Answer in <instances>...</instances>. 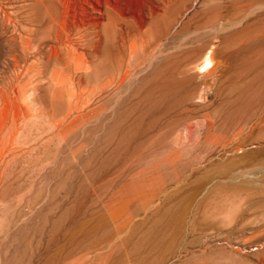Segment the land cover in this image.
I'll use <instances>...</instances> for the list:
<instances>
[{"label":"rangeland","instance_id":"rangeland-1","mask_svg":"<svg viewBox=\"0 0 264 264\" xmlns=\"http://www.w3.org/2000/svg\"><path fill=\"white\" fill-rule=\"evenodd\" d=\"M112 1L136 15L128 26L140 43L158 0ZM85 2L65 0L64 28L85 18ZM44 13L35 0H0V264H264V0L160 9L153 30L166 48L175 33L186 55L158 85L142 81L153 75L144 65L120 85L94 78L128 55L112 27L81 45L76 69L50 56L55 32L33 33ZM247 24L262 40L241 78L214 32ZM58 67L68 78L57 85ZM16 106L30 109V132L23 116L12 126Z\"/></svg>","mask_w":264,"mask_h":264},{"label":"bare ground","instance_id":"bare-ground-1","mask_svg":"<svg viewBox=\"0 0 264 264\" xmlns=\"http://www.w3.org/2000/svg\"><path fill=\"white\" fill-rule=\"evenodd\" d=\"M35 1L39 5L42 6V8L45 10V13H44V15L40 16V17H42V19H40L37 22V24L39 26H38L37 29H34L33 33L34 34H41L44 37L45 33L49 34L51 32L52 34L51 33L50 34L53 35V31H54L55 34H56L55 37H56L58 42H56L57 45L52 44L50 46L51 47L49 49V52H51L50 56H52V54H55L54 56L57 55L56 57L59 58V60H63L64 55H68V58L71 61V63L68 66H70L71 68H75L76 69V67H75V58L77 56H79V54L81 55L83 53L82 50L80 49L81 45H83L85 42H90L91 43L95 39H98V41H101V37H103L102 35L106 34V32L108 31L109 27L110 28L112 27L113 30H115V31H117V29H118V36L120 37V39L123 41L124 44H126V43L128 44V55L127 56L126 55L123 56L121 54H117V58H118L117 63H115L114 65L104 66L103 68L101 67L102 68L101 69V74L103 75L102 77L100 76L99 72H95V74L93 76L97 80H98V78L99 79L101 78L100 82H101L102 86H108V85H112V84H119L120 85V84L124 83L125 81L128 80L130 72H132L131 70H134V71L137 70L138 71V70H140L142 65L146 66L147 68H151L152 71H153V75L152 76L149 75L150 77H144L142 79V81L144 83H146V84H157V83H160L161 80H162L161 78H162L163 75L170 74V76H174L176 73H180L181 72V65L183 64V61H180V58L183 57L184 55H186V50L182 51L181 54L178 52L179 49L177 50L176 45L174 44V40L176 38L175 37L176 36L175 33L172 34V39H173L172 43L173 44L171 46L169 45L170 47L166 48L165 43L163 42V38H162L161 34L156 32V31H154L153 27H152L153 26V24H152L153 20L155 18H157L158 15L160 14V9L161 10L164 9L166 11L169 8V6L171 5L173 0H158L156 2L157 4L155 5V8H153L151 10V12L149 13V16L145 17L144 21L142 20L143 23H140V24H142L141 25V29H140V31H141L140 43H138L139 41H137V39L133 38L131 27L128 26L130 21H131V19L136 21V15L134 13H130V12L126 11V10L119 9L118 6L115 5L112 0H97L96 2H95V0H94V2H93V0H86L85 4L87 6L85 4L83 6L84 9H85L84 10L85 18H83L81 20H78V19H76L77 18L76 17L75 18L76 20H74L73 24L70 25L67 29L64 28L63 25H62V21H63L62 19H64L66 17L64 14H67V13H65L66 12L65 9L67 7V6L64 5L65 0H35ZM70 2H71V0H70ZM72 3H73V1H72ZM76 3H77V1H76ZM77 7L79 9V5H77ZM72 10L74 11V8ZM40 11H42V10H40ZM82 11H83V9H82ZM17 12L18 11H16V13ZM19 12H18V14H19ZM7 13H8V11H7ZM8 14H10V12ZM8 14H7V16H8ZM82 15L83 14H81V16ZM7 16H6V18H7ZM28 16H30V15H28ZM15 17H17V15H15ZM222 17H224V16H222ZM17 20H20V19H17ZM173 22H174L173 20L169 22L168 29H170V27L172 25H174ZM165 31L166 30H164V32ZM233 31H235V30H233ZM252 31H254V30H250L249 29V25L247 24V26L244 29L241 28V30H238V32H236V34L234 33L235 35L226 34V32L219 35L218 29H216L215 32H214L215 35L220 36L222 38V40L224 41L223 49H222L221 52H224L225 55H227L228 57L234 59L235 61L241 62V64H242V68H241L242 72L239 74V77H241V78L242 77L243 78H247V75L249 74V72L251 71V68L253 67L252 63H255V59L252 61V59H250L249 53H247V52L253 51L254 48H258V45H259V43L262 40V39H259V37H257L254 33H252ZM19 33L21 34V32H19ZM27 33L28 32L26 31V34ZM26 34L24 32L23 35H26ZM75 35H78L77 38L75 37ZM30 39H32V38H30ZM242 40L244 42L243 45L239 44V42H241ZM21 44L22 43L20 42V45ZM119 44H120V42H119ZM27 47H30V46L28 45ZM32 47H33V45H32ZM234 49H237V51H234ZM20 50H18V51H20ZM218 51L219 50L217 49L216 54L218 53ZM22 53H23V51H22ZM181 59H183V58H181ZM212 59L213 58H211V60ZM209 63H210V61H208L207 64H209ZM85 64L87 65L86 62H85ZM103 64H105V63L103 62ZM95 66H97V65L95 64ZM98 71H100V70H98ZM139 74H140V71H139ZM63 75H64V73H63ZM63 75H62L61 69H59V67H58L57 70L54 71L53 78H54V81L56 82L57 85L58 84H62L63 82H65L67 80L68 76H65L66 74L64 76ZM132 78H134V77H131V79ZM16 79H18V78L16 77ZM132 80H136V78H134ZM250 81L251 82H247L246 85L243 88L237 89L238 90V92L236 94L237 95L236 96L237 100L241 101L242 98L251 90V88L253 86V84H252L253 78ZM138 83H140V82H138ZM206 85H209V84H206ZM150 86H152V85H150ZM181 89H183V88H181ZM134 90H136V89L134 88ZM183 92L186 93L185 89L183 90ZM178 93H180V92H178ZM248 95H250V94H248ZM12 96H11V98L8 97L9 100L12 99ZM13 100L14 99H12L11 101H13ZM14 104H15V102H14ZM13 107H14V105H13ZM148 111H150V110H148ZM9 116H10V114H9ZM22 116L24 117L23 119L27 120V122L25 123V131L26 132H30L32 130V128H34L33 127L34 122L32 121L31 111L28 108L21 109L20 106H16L15 116L13 118L12 126L16 129V131L19 130L21 124H19L18 120L21 119ZM236 117H238V116L229 117L228 122H229V124L231 126L230 128H235V129L238 128V126H239V124H237L238 123L237 122L238 118H236ZM226 124H228V123H226ZM226 124H224V122H223L221 124L220 128L221 129H225ZM0 147H1V144H0ZM2 149L0 148V160H1V157H2V153H1ZM5 151H7V150H5ZM16 152H18V151H16ZM13 153H10V154H13ZM6 162H4V163L7 165ZM5 169H6V167H5ZM5 169H2V170L4 171ZM3 171H1V172H3ZM0 176H2L1 173H0Z\"/></svg>","mask_w":264,"mask_h":264}]
</instances>
